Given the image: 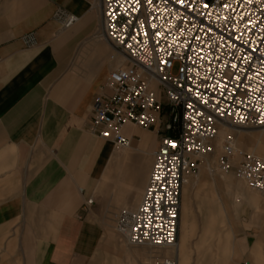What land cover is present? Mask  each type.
<instances>
[{
  "label": "crops",
  "instance_id": "crops-1",
  "mask_svg": "<svg viewBox=\"0 0 264 264\" xmlns=\"http://www.w3.org/2000/svg\"><path fill=\"white\" fill-rule=\"evenodd\" d=\"M100 27L87 0H0V264H165L168 248L129 245L101 219L135 204L138 154L152 155L158 137L125 125V157L89 131L94 97L121 66ZM212 157L188 177L200 198L185 193L175 264H264V195L218 177ZM104 186L113 205L97 195Z\"/></svg>",
  "mask_w": 264,
  "mask_h": 264
},
{
  "label": "built area",
  "instance_id": "built-area-1",
  "mask_svg": "<svg viewBox=\"0 0 264 264\" xmlns=\"http://www.w3.org/2000/svg\"><path fill=\"white\" fill-rule=\"evenodd\" d=\"M87 1L124 59L107 78L110 93L94 97L89 131L123 149L133 140L127 124L158 137L141 200L119 210L115 229L129 245L173 249L164 261L175 264L184 177L217 152L220 127L264 126V0ZM56 18L76 21L63 10ZM220 145V169L264 195V159L229 136Z\"/></svg>",
  "mask_w": 264,
  "mask_h": 264
},
{
  "label": "rangeland",
  "instance_id": "rangeland-1",
  "mask_svg": "<svg viewBox=\"0 0 264 264\" xmlns=\"http://www.w3.org/2000/svg\"><path fill=\"white\" fill-rule=\"evenodd\" d=\"M137 128L138 130L140 131H144L145 133L147 132L148 134H150L152 136L153 131L151 130H144V129H141V128H138V127H135ZM230 133H229V137H231L233 139V142L234 144H236V146H238L239 148L243 149V150H247V151H252L251 153L257 155L258 157H263L264 158V126H261V127H244V129H240V130H229ZM226 138L228 137H225V136H220L218 137L217 141H216V145L218 146V149H217V152H219V147L221 146L220 143L225 140ZM134 140V139H133ZM133 140L131 142V144H133ZM110 145V144H109ZM109 148L112 149L113 152H116V153H119L120 155H123L125 157H127V155L133 151V149L130 148V150H124L123 148H115L113 144H111L109 146ZM155 149V148H154ZM249 151V152H250ZM139 155V160H138V163H139V166L137 168V173H136V176H135V180L137 181H142L144 182L143 184V189L147 183V176H148V173L150 171V168L152 166V155L150 154V156L147 154H138ZM213 158V157H212ZM210 160V158H209ZM201 165H200V170L202 169L203 165L205 164L206 161H204L202 159L201 161ZM211 163V162H210ZM211 167L215 169V171L217 172V176H222V177H228L229 175L232 176V172H229V173H224L220 167L218 166V161L215 160L214 158V162L211 163ZM147 165L149 166L147 168ZM143 170H146V174L143 173ZM197 171H196V174L194 175H188L192 178V180H195L196 178V175H197ZM226 174V175H222V174ZM145 179V180H144ZM222 184L225 186L227 184V182H225V180H221ZM240 180L236 179L235 178V182L236 184L239 182ZM242 181L239 182V186L241 185L242 186ZM244 184V183H243ZM244 191L245 192H252V193H255L253 190L249 189L247 186H245L244 184ZM143 192V190H142ZM142 192H140V194L138 195L136 201H135V204L134 205H126V207H124L123 205H117V207H115V209L111 207V212H100V214L102 215L101 219L106 222V223H110L112 224V227L115 228V221H116V216L118 215V209L119 208H129V209H132L134 208L141 200V194ZM112 190H110V187H107L104 186L103 190L102 191H99L97 192V195H102L105 199L108 200L109 204L113 205L114 201H111L112 200ZM133 193V191H132ZM188 196V200H189V203L192 204L194 201H193V198L194 199H199L200 196L197 194H195V192H193V190H190L188 192L185 191V188L182 192V199L183 197L185 198V205H186V195ZM255 194H259V193H255ZM181 199V200H182ZM246 201V200H245ZM183 207L182 205H180V208ZM194 207V206H192ZM181 212V211H180ZM179 227V225H178ZM172 252H173V249H166L165 251V254L169 257L172 255Z\"/></svg>",
  "mask_w": 264,
  "mask_h": 264
},
{
  "label": "bare ground",
  "instance_id": "bare-ground-1",
  "mask_svg": "<svg viewBox=\"0 0 264 264\" xmlns=\"http://www.w3.org/2000/svg\"><path fill=\"white\" fill-rule=\"evenodd\" d=\"M119 61H120V65H122V64H124V59H123V57H120L119 58ZM221 129H220V131H219V135L220 136H225V137H228L229 136V133H230V131L229 130H232L231 128H226V127H220ZM234 130V129H233ZM108 141V140H107ZM110 142V141H109ZM112 143V142H111ZM113 144V143H112ZM130 148H132L131 147V144H130V147L129 148H126V149H124V150H130ZM250 151V150H249ZM220 152V151H219ZM219 152H216V153H214V154H212L211 156H209V157H214L215 158V160H217V158H218V155H219ZM250 152H253V150L252 151H250ZM263 158V157H262ZM264 159V158H263ZM188 177H190V176H185L184 178H185V180H184V182H183V187H181L182 189H184L185 188V186H187L188 184H189V180H190V178H188ZM233 177H235L234 175H233ZM236 179H238V180H240V181H242L241 179H239V178H237V177H235ZM243 182V181H242ZM244 183V182H243ZM183 207H185V198L183 197V199L181 200V203H180Z\"/></svg>",
  "mask_w": 264,
  "mask_h": 264
}]
</instances>
